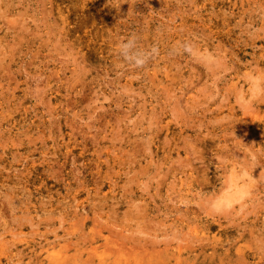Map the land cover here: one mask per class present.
Returning a JSON list of instances; mask_svg holds the SVG:
<instances>
[{
	"label": "rangeland",
	"instance_id": "obj_1",
	"mask_svg": "<svg viewBox=\"0 0 264 264\" xmlns=\"http://www.w3.org/2000/svg\"><path fill=\"white\" fill-rule=\"evenodd\" d=\"M253 68L264 0H0V264H264Z\"/></svg>",
	"mask_w": 264,
	"mask_h": 264
},
{
	"label": "clouds",
	"instance_id": "obj_2",
	"mask_svg": "<svg viewBox=\"0 0 264 264\" xmlns=\"http://www.w3.org/2000/svg\"><path fill=\"white\" fill-rule=\"evenodd\" d=\"M117 54L123 59L128 65L141 68L143 67L149 58L158 54L159 49L157 46L153 45L149 49H143L138 45V37L135 34H131L117 43ZM174 53L183 52L188 55L192 53H199V55L194 56L200 63L214 68L219 63V57H217L212 52H204L200 49L193 41L184 40L180 41L174 49ZM244 79L247 82V92L243 94H237L236 98L240 104L244 107L250 106L253 99L258 96H264V72L257 69H249ZM212 212L220 213L225 209L223 207H218L215 202L209 205Z\"/></svg>",
	"mask_w": 264,
	"mask_h": 264
}]
</instances>
